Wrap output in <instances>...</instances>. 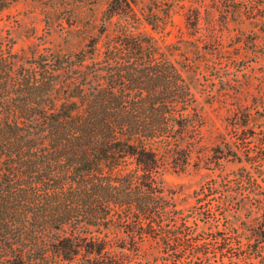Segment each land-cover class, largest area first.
Instances as JSON below:
<instances>
[{
    "label": "trees",
    "instance_id": "obj_1",
    "mask_svg": "<svg viewBox=\"0 0 264 264\" xmlns=\"http://www.w3.org/2000/svg\"><path fill=\"white\" fill-rule=\"evenodd\" d=\"M131 4L111 0L74 55L19 59L0 45V264H264V121L243 128L245 114L224 153L244 165L177 207L182 186L163 174L186 169L197 98L225 87L226 61L217 42L130 31Z\"/></svg>",
    "mask_w": 264,
    "mask_h": 264
},
{
    "label": "rangeland",
    "instance_id": "obj_2",
    "mask_svg": "<svg viewBox=\"0 0 264 264\" xmlns=\"http://www.w3.org/2000/svg\"><path fill=\"white\" fill-rule=\"evenodd\" d=\"M111 0H17L0 10V45L17 58H37L48 53L74 55L94 39L102 13ZM136 22L129 30L152 37L159 43L176 40L217 42L224 56L225 87L205 86L197 100L202 105L203 124L199 142L189 155L182 173L170 169L163 174L169 183L182 186L177 203L188 206L191 192L215 175L237 171L244 165L225 156L230 148L231 131L245 114L256 129L264 121V0H133L130 5ZM154 13L160 22L153 27L140 15ZM195 14V29L186 17ZM123 19V17H122ZM117 21L115 17L111 23ZM124 22L123 20H121ZM111 23L107 29H111ZM101 46L98 41L97 47ZM211 90L214 98L205 100ZM207 101V102H206ZM252 129V128H250ZM221 156V157H220ZM221 169L216 170L218 167ZM213 169V170H212ZM241 211V219L245 218ZM236 227H241L239 220ZM264 230V227H263ZM144 264H162L148 261ZM172 264V263H164ZM180 264V263H177Z\"/></svg>",
    "mask_w": 264,
    "mask_h": 264
}]
</instances>
